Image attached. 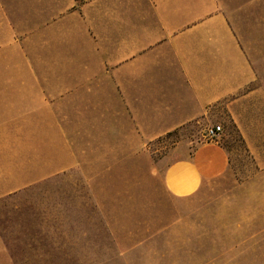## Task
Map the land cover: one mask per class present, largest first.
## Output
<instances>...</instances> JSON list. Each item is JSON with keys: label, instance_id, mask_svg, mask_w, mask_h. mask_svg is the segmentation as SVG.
Returning a JSON list of instances; mask_svg holds the SVG:
<instances>
[{"label": "crops", "instance_id": "0c3cea01", "mask_svg": "<svg viewBox=\"0 0 264 264\" xmlns=\"http://www.w3.org/2000/svg\"><path fill=\"white\" fill-rule=\"evenodd\" d=\"M262 7L264 0H0V54L45 55L54 65L38 85L48 88L42 110L61 113L51 123L56 145H143L190 125L202 133L223 127L217 141L189 140L195 148L165 168L167 192L188 197L230 174L229 124L264 176ZM18 169L25 173L0 181V198L58 172L51 160L38 173ZM0 263L14 264L1 235Z\"/></svg>", "mask_w": 264, "mask_h": 264}, {"label": "rangeland", "instance_id": "374dc122", "mask_svg": "<svg viewBox=\"0 0 264 264\" xmlns=\"http://www.w3.org/2000/svg\"><path fill=\"white\" fill-rule=\"evenodd\" d=\"M54 70L45 55L0 54V181L23 175L20 165L38 173L51 160L58 171L22 197L19 210L0 205L14 264H264V176L234 127L223 145L230 174L174 197L163 172L195 148L189 140H203V128L143 145L53 144L51 123L61 113L42 110L48 88L38 84Z\"/></svg>", "mask_w": 264, "mask_h": 264}, {"label": "trees", "instance_id": "16d2710c", "mask_svg": "<svg viewBox=\"0 0 264 264\" xmlns=\"http://www.w3.org/2000/svg\"><path fill=\"white\" fill-rule=\"evenodd\" d=\"M45 183H47V181L32 185V186L27 187V188H25L23 190H20L18 192L10 194V195H8L6 197L0 198V205L5 206V205H7L9 203L14 209L19 210V208H21V203H20L21 198L24 195H27L28 192H32L33 190L37 189L40 185H43ZM23 228L24 229H22V231H25V232L30 231L29 230L30 229V224L26 223V225H24ZM3 231H4V228H2L1 225H0V235H1L2 239L4 240L6 249L10 253V255L12 257V260H14L13 259L14 258L13 254L11 253V247L9 245V242L7 241V238L4 236Z\"/></svg>", "mask_w": 264, "mask_h": 264}, {"label": "built area", "instance_id": "2783aa9c", "mask_svg": "<svg viewBox=\"0 0 264 264\" xmlns=\"http://www.w3.org/2000/svg\"><path fill=\"white\" fill-rule=\"evenodd\" d=\"M223 132V129L220 125H210L205 127L203 132V140L205 141H217L221 134Z\"/></svg>", "mask_w": 264, "mask_h": 264}]
</instances>
